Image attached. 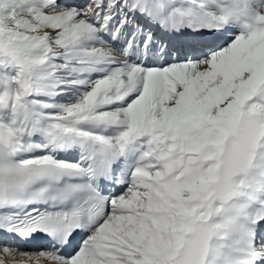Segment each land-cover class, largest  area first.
<instances>
[{
  "label": "snow or ice",
  "instance_id": "6c2138e0",
  "mask_svg": "<svg viewBox=\"0 0 264 264\" xmlns=\"http://www.w3.org/2000/svg\"><path fill=\"white\" fill-rule=\"evenodd\" d=\"M0 264H264V0H0Z\"/></svg>",
  "mask_w": 264,
  "mask_h": 264
}]
</instances>
